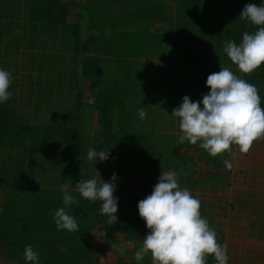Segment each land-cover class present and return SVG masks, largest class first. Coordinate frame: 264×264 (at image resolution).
<instances>
[{"label": "trees", "instance_id": "16d2710c", "mask_svg": "<svg viewBox=\"0 0 264 264\" xmlns=\"http://www.w3.org/2000/svg\"><path fill=\"white\" fill-rule=\"evenodd\" d=\"M80 1L82 7H75L74 0H0V19L3 16L9 22L23 21L27 25L25 29L28 33V45H40L43 48L44 41L50 39L53 40L54 47L48 48L54 52L63 51L71 57V67L64 68L65 74H70L69 79L65 76L68 80L66 88H70V94L74 88L79 87L81 71L83 79L89 81L88 88L95 99L92 108L96 112L99 140L92 145L97 151L109 149L110 152L108 160L102 163L97 160L95 165L96 168L106 167L108 176L105 181L110 180L113 173L117 175L114 196L119 197L116 214L118 219L112 222L105 215L99 214L101 201L84 199L76 188L71 187L69 191L79 203L66 208V211L75 217L79 230H58L53 216L58 208L64 207L60 189H23V174L0 176V188L6 185L14 188L0 223V246L7 259H18L22 264H26L24 250L28 245L39 254L40 264H101L103 249L114 253L115 264H138L134 253L142 247V240L149 232L145 221L139 216L138 202L151 194L161 173L173 167L170 160L157 159L155 149L147 142L149 137L142 135L139 130L143 125V120L138 115L139 105L144 100L142 91L145 88L148 94L152 93L151 77L143 78L140 73H133V63H124L119 59L113 61L93 58L89 55L93 50L106 53V49H110L105 45L108 38L101 29L103 25L117 27L122 22L133 23L137 18L155 22L159 18L167 20V15L105 14L102 8H98V0ZM260 2L261 0H174L176 20L171 24L168 34L156 35L145 42H123L111 49L110 53L114 57L138 56L145 49L147 53L151 52V47L155 44L162 49L165 41L174 44L179 61L237 67L223 51L224 43L233 40L239 44L245 32L256 31L257 26L240 17V13L246 4ZM150 3L151 1L145 4L147 6ZM94 30L98 31V35L90 37V32ZM243 79L256 85L261 106L264 107V65L250 74L243 73ZM69 97L71 98L70 95ZM117 112L125 118H120L115 125ZM40 134L42 140L38 138V142H34L33 150L48 155L51 159L59 156L72 160L82 158L86 145L88 147L77 129L69 125L63 128L46 126ZM177 177L182 188H189L188 181L190 186L194 183L188 176ZM198 184L197 182L195 185ZM200 211L204 217L209 216L204 208ZM80 219H84L85 223L81 224ZM93 222H102L101 239L96 243L92 236L95 229L91 226ZM212 223L213 220L209 222L213 229ZM220 235L217 239L224 244L222 231ZM46 236L52 240L51 248L45 254L41 247L50 245L48 242L44 244L48 240ZM125 244L123 254L115 250ZM111 245L114 246L113 249ZM150 255L151 253L147 254L139 264H150ZM207 264H216L213 256H207Z\"/></svg>", "mask_w": 264, "mask_h": 264}, {"label": "crops", "instance_id": "0c3cea01", "mask_svg": "<svg viewBox=\"0 0 264 264\" xmlns=\"http://www.w3.org/2000/svg\"><path fill=\"white\" fill-rule=\"evenodd\" d=\"M149 1L151 3L146 6L145 3ZM98 2V8H102L105 14L142 16L146 13H159L161 16L167 15V20L162 17L163 20L159 18L155 22L137 18L133 23L122 22L117 27L110 24L103 25L101 29L104 36L108 38L105 45L110 49H106V53L93 50L89 55L93 58L100 57L113 61L119 59L124 63H133L135 64L133 73H140L139 75L143 78L151 77L152 93L148 94L144 88L142 91L144 100L139 105L145 107L147 112V118L143 120L140 132L149 137L147 142L155 149L158 160L164 158L171 161L173 167L167 171L188 176L194 180V183L205 182L201 189H199L200 186L197 189L193 186L190 192L193 196L200 195L201 205L207 215L212 216L213 221L217 215L219 216L217 212L221 208L222 201H226L228 208L222 218V237L228 248L229 264H264V140L254 141L248 153L240 152L239 147L233 145L231 154L226 152L213 157L200 148L199 144L192 145L187 141L183 144L178 143L179 120L171 116L172 110L181 104L185 95L193 101H198L210 90L206 86V80L190 74L193 70L194 74L199 76L205 74L206 77L211 73L219 72L221 67L230 68L241 78L243 73L237 67L225 64L179 61L174 44L165 41L162 49L155 44L148 53L145 49L138 56L114 57L110 53L111 49L122 45L123 42H145L156 35L168 34L171 24L176 20L175 3L174 0H98ZM82 5V1L79 0L78 6L82 7ZM26 26L23 21L20 23L7 21L0 24V48L3 47L1 40L4 35L2 34L8 32L7 46L15 52L14 59L6 54V50L4 53L0 51V68L11 73L10 91L13 92L10 100L0 104V176L23 174L25 184L23 189L48 190L51 189L48 183L38 180L42 178L40 177L43 174L42 170L47 169L48 161L46 160H49L50 156L36 153L33 150L34 142H38V138L42 140L40 133L46 126L63 128L68 125V122L72 124L73 120L75 121L73 127L77 126L75 127L77 131L86 125L88 136L89 127L93 130L97 127L96 112L92 108L95 99L90 94L89 81L82 77L81 65L79 87L74 88L71 94H65V70L59 64L61 60L62 65H65L63 51L54 52L48 48V55L57 57L58 69L55 74L48 70L37 72L24 68V66L27 67L22 62L24 58L29 55L32 59L33 55H38L42 49L40 45L35 47L28 45ZM97 35V30L89 34L90 37ZM9 56H11L10 62L6 59ZM50 74L56 79L55 84L50 85ZM188 75L192 77L188 78ZM38 77L42 78V87L34 84V79ZM61 83L62 91L59 89ZM36 97L40 98L35 99ZM68 113L72 115L69 116ZM120 118L125 117L123 114L118 115L117 112L115 125ZM92 140L99 142L97 135L93 136ZM84 141L88 140L84 139ZM153 141L158 146H162L155 147ZM19 142L23 146L17 148L16 144ZM19 150L24 151V157L18 153ZM167 154L172 156L167 157ZM18 155L25 159L23 165L13 164ZM225 159L231 161V169L224 166ZM7 162L9 163L8 173H10H7L8 175L4 174L3 170ZM96 169L100 177L107 178L108 172L105 166H99ZM18 170L23 172L20 173ZM220 174H228L229 179L225 185L208 181ZM54 189L60 188L54 187ZM12 190L14 188L8 185L0 188V223ZM100 225L98 222H93L94 243L97 242L96 238L101 237ZM0 259H2L0 264L7 261L2 250H0ZM11 264L22 263L14 259Z\"/></svg>", "mask_w": 264, "mask_h": 264}, {"label": "clouds", "instance_id": "9594fccd", "mask_svg": "<svg viewBox=\"0 0 264 264\" xmlns=\"http://www.w3.org/2000/svg\"><path fill=\"white\" fill-rule=\"evenodd\" d=\"M240 17L257 26L256 31L245 32L238 44L225 41L223 51L237 68L250 74L264 65V0L259 4L248 3ZM12 76L0 68V104L11 99ZM210 89L198 101L187 95L181 104L172 110L171 116L179 120L178 143L186 141L215 157L231 154L232 146L248 153L254 141L264 138V107L256 85L236 75L230 68L221 67L206 80ZM141 120L147 118L145 107L138 109ZM110 157L108 150L89 148L87 159L92 165ZM227 169L232 168L230 160L223 161ZM95 169V168H94ZM96 175L80 180L75 188L81 197L90 201H101L99 214L116 222L119 197L114 196L117 175L113 173L105 181L97 170ZM71 185L61 183L64 207L58 208L53 216L58 230L78 231L79 225L66 208L78 204L69 191ZM139 216L145 221L148 234L142 240V247L134 253V259L143 261L151 253L152 264H207V256L214 257L216 264H229L227 245L217 239V233L200 211L201 202L189 189L182 188L177 175L172 171L162 172L151 194L138 202ZM112 246V245H111ZM114 246H112V249ZM123 254V249L115 248ZM26 264H40L39 254L31 245L25 247Z\"/></svg>", "mask_w": 264, "mask_h": 264}, {"label": "rangeland", "instance_id": "374dc122", "mask_svg": "<svg viewBox=\"0 0 264 264\" xmlns=\"http://www.w3.org/2000/svg\"><path fill=\"white\" fill-rule=\"evenodd\" d=\"M74 2L76 4L75 7H77L79 0H74ZM1 17L2 18L0 19V24L7 23L6 17H3V16H1ZM74 18L75 17L73 16L72 19L75 21ZM6 33L7 34H4V33L2 34V36L4 35L3 39L1 40V45L3 47L0 48V51H2L4 53L5 50H6V54L11 55L12 58H14L15 57V52L13 50L11 51L9 49V46H7V43H6V41L8 40V36H9V33L8 32H6ZM51 39H53V38H51ZM53 44H54L53 43V40H50V39L45 40L44 41V44H43L45 48L43 47L42 49H40V53L38 55H36V56L33 55V58L32 59L29 57V55H27L26 58H24V61H22V62H23L24 65L27 66V67L24 66V68L33 69L34 71H37V72H41L42 70H48L49 72L55 74L56 69H58V65H57V62H56L57 57L54 56V55H48V52H47L48 51V47H52V46L54 47ZM42 52H43V54L41 55ZM11 56H9L8 58H6L8 62L11 61L10 60L11 59ZM65 56H67V58L66 57L64 58V64L65 65H62V61L59 60L60 67L63 68V69L64 68L66 69V68L71 67L70 61H71V64H72L71 57L68 54L65 55ZM18 60L19 59L17 58V61ZM65 60H67L68 63H66ZM60 67H59V69H61ZM190 74H192V76L200 77L203 80H207V77H206L205 74H202L201 76H199V74H194V70ZM65 76H66V79H69L70 78V74L69 73H66ZM192 76L191 75H188V78H190ZM51 77H52V79H51ZM66 79H65L66 85L64 84L65 91H66L65 94H70V88H66V86H68V80H66ZM49 80L51 82L50 85L55 84V82H56V79L53 76H51V74H50ZM42 83L43 82H42V78L41 77H38V78L34 79V84L37 87H42ZM59 89H60V91H62V83L59 84ZM37 98H40V97H36L35 99H37ZM160 108L161 107H159V109ZM68 114H69V116L72 115L70 113H68ZM74 122H75L74 120H73L72 124H70L71 122H68V125L71 128L77 127V126L73 127L74 126ZM78 132H79V135L83 132L82 135H81L82 140H84V139L85 140H88V141H85L86 144L88 143V147L86 145V149H84L85 152L83 151L82 158L73 159V160L72 159L65 158V157H60V156L58 158H55V159L54 158H52V159L49 158V160H46V161H48L47 169L46 168L43 169L42 170V173L43 174L40 176L43 179L42 178H39L38 181H40L42 183H48V186L51 189H54V187L60 188L61 183H65V184L71 185L72 187L75 188L76 184H78L80 180H87V179H90V178H92L93 176L96 175V173H95V170H97L95 168L96 165L94 164V166H93L92 163H90L88 161V159H87V151H88L89 148H93V145H92L93 143H96V142H94V140H92V138H93V136H96L97 135L98 127H96V129H94V130L89 127V129H88V136L86 135V125H84L83 127H80L78 129ZM153 142H154V146L155 147H161L162 146V145L158 146V144L155 141H153ZM198 144H199V142L197 143V145ZM89 145H91V146H89ZM22 146H23V144H20V142L18 144H16V147L17 148L22 147ZM18 153L21 156H23V157L25 156L23 150H19ZM20 155L17 156L18 157L17 159H14L13 164L23 165V163L25 162V159H22L20 157ZM166 156L167 157L168 156L171 157L170 154H167ZM8 165H9V163L7 162L6 168L3 169L4 172H5L4 174H6V175L10 174V173H8V171H9ZM44 165H46V162L45 161H44ZM18 172L21 173L23 171L22 170H18ZM189 178L190 177H188V179ZM228 179H229L228 178V174H220L217 177H212L210 179V181L213 182V183L214 182L215 183L220 182L221 185H225L228 182ZM191 180L194 182L193 179H191ZM189 183L190 182L188 181V186L191 187V188L193 186H195V187L200 186L199 189H201L203 187V185H205V182H201L198 185H195L196 183H193V184H191V186H190ZM195 197L199 199L200 198V195L196 194ZM201 208H204V207L201 205ZM227 208L228 207H227L226 201L225 200L222 201L221 208L217 212L219 214V216L217 215L215 217L214 221H213L215 223V226L213 225L214 223H212L213 230H215V232L217 233V238H219L221 236L220 234H221L222 227H223V225H222V218H223L225 212L227 211ZM206 218H207V220L209 222L212 220L211 215L210 216H206ZM84 221H85L84 219H80V223L81 224H84L85 223ZM98 223H102V222H98ZM92 225H93V223H91V226ZM99 231H100V235H101L102 232H101V230H99ZM46 238H48V240L47 241L45 240L44 241V244L48 242L50 245L48 247H46V246L44 247V245L41 247L42 249L44 248L43 251L45 252V254L47 253V250H49L51 248L50 240H52V238L49 237V236H46ZM100 239H101V237H99L98 239L96 238L97 241H100ZM125 247H126V244L123 245L121 247V249H125ZM0 250H2L1 246H0ZM1 260L2 259H0V263L2 262ZM6 260L7 261L4 264H11V261H12L11 259H6ZM149 261H150V264H152L151 255L149 257ZM115 262H116V257L114 255V253L109 252L107 249H103L102 250V253L100 255V263L101 264H115Z\"/></svg>", "mask_w": 264, "mask_h": 264}]
</instances>
